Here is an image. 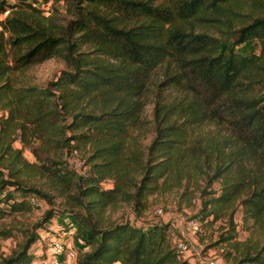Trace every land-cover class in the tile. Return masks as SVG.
I'll use <instances>...</instances> for the list:
<instances>
[{"label":"trees","instance_id":"16d2710c","mask_svg":"<svg viewBox=\"0 0 264 264\" xmlns=\"http://www.w3.org/2000/svg\"><path fill=\"white\" fill-rule=\"evenodd\" d=\"M36 1L0 0V193L16 186L23 197L4 193L0 213L51 203L47 186L67 194L80 223L88 249L78 264H190L169 224L100 222L107 207L124 201L139 212L163 182L193 174L219 183L203 198L205 215L242 206L255 236L243 260L264 264V0H53L71 11L66 22ZM251 41L258 53L239 50ZM51 57L66 68L45 86L11 75ZM152 86L151 136L142 144ZM78 147L90 151L79 174L67 159ZM37 238L31 233L0 264H32Z\"/></svg>","mask_w":264,"mask_h":264},{"label":"rangeland","instance_id":"374dc122","mask_svg":"<svg viewBox=\"0 0 264 264\" xmlns=\"http://www.w3.org/2000/svg\"><path fill=\"white\" fill-rule=\"evenodd\" d=\"M154 1L158 2L160 0ZM35 4L42 9L44 14L52 13L56 15L58 21L66 22L72 17V13L64 1L37 0ZM238 48L243 53H258L260 50V46L256 41L244 42ZM65 68L66 64L61 58L51 57L28 66L23 69V72H12L11 75L23 83L45 86L51 80H55L60 71ZM153 89L154 86L147 91L145 96L142 119L146 121L145 130L143 129L145 132L144 137L141 139L142 144L147 143L151 136V131H148V129L152 126L150 121L152 118V100L154 98ZM163 94H168V91L164 90ZM200 129L209 132L213 129V126L205 124ZM20 144L18 140L14 142L17 147ZM78 148L81 165L74 170L79 174L89 167L86 164V159L90 151L88 147ZM23 155L29 161L36 160L35 155L29 149H24ZM58 158L62 159V155H59ZM191 177L190 179L184 178L176 184L166 181L164 185L163 182L158 189L146 196L145 208L139 212L133 210L129 202L124 201L118 202L112 207H107L101 213L100 225H107L110 222L114 223L119 220H128L135 225H146L152 222L166 223L169 224L167 233L172 244L177 239H185L189 242L192 254L187 258H189L190 264H202L201 261L205 257H215L226 264H251L243 258L248 251L252 254V244L255 236L251 233L248 223L244 222L242 206L236 204L232 209H228L226 214L217 218H214L213 214L205 215V210L202 211L203 198L218 193L219 183L213 181L209 186L205 184L203 179L199 177L195 179L193 174H191ZM112 184L113 178L111 177L101 182L103 187H111ZM198 185H201V187L205 185V191ZM41 188L45 192H50L49 194L52 195L51 203L41 198L39 205L35 203L29 209L23 208L0 213V261L3 257L20 250L31 233H35L38 238L28 248L29 252L32 253V264H42L43 261H45V264H52L54 255L50 249H47V239L51 232L58 230L60 227L75 231L72 234V244L77 250L78 258L84 250L88 249L82 243L79 221L77 218L71 217L72 215L68 211L72 206H66L68 204H65L67 194L58 195L56 192L49 190L47 186ZM2 192L0 198L8 192L12 193V199L14 200L23 198L21 191L16 186H5ZM5 207H7L6 201L0 200V208ZM73 208L78 209L75 206ZM158 208H162L161 215L154 212ZM47 209H53L54 215L40 226L37 225ZM190 220H195L197 226L195 230L188 225ZM69 221H72L75 227L69 228ZM78 258L72 261L71 264H78Z\"/></svg>","mask_w":264,"mask_h":264},{"label":"built area","instance_id":"2783aa9c","mask_svg":"<svg viewBox=\"0 0 264 264\" xmlns=\"http://www.w3.org/2000/svg\"><path fill=\"white\" fill-rule=\"evenodd\" d=\"M7 13L8 10H5L1 15L5 16ZM67 159L70 162V164L75 168H78L81 165V159L77 148H74L69 152V154L67 155ZM31 199L33 201V198ZM154 212L157 215H161L162 208L155 209ZM68 224L70 225L69 228L75 227L72 221H69ZM188 225L193 230H195L197 227L195 220H190ZM73 233L74 231H71V229L66 230L63 227H60L58 230H55L54 232H51L50 236L47 239V249H50L54 255L52 264H71L72 261L76 260L77 250L72 244ZM174 246L177 253L181 257L187 258V256L192 254L190 252V244L185 239H177L174 243ZM201 262L202 264H226L225 262L215 257H205ZM42 264H45V261H43ZM114 264H120V263H114Z\"/></svg>","mask_w":264,"mask_h":264},{"label":"crops","instance_id":"0c3cea01","mask_svg":"<svg viewBox=\"0 0 264 264\" xmlns=\"http://www.w3.org/2000/svg\"><path fill=\"white\" fill-rule=\"evenodd\" d=\"M75 232V231H74Z\"/></svg>","mask_w":264,"mask_h":264}]
</instances>
